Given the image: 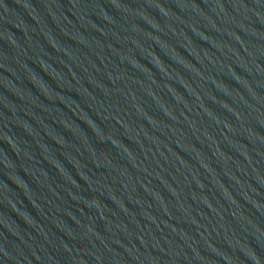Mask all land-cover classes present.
Returning <instances> with one entry per match:
<instances>
[{
    "label": "water",
    "instance_id": "obj_1",
    "mask_svg": "<svg viewBox=\"0 0 264 264\" xmlns=\"http://www.w3.org/2000/svg\"><path fill=\"white\" fill-rule=\"evenodd\" d=\"M264 67V0H233Z\"/></svg>",
    "mask_w": 264,
    "mask_h": 264
}]
</instances>
